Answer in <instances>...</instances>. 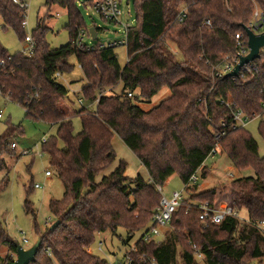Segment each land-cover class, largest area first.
<instances>
[{
    "label": "trees",
    "instance_id": "1",
    "mask_svg": "<svg viewBox=\"0 0 264 264\" xmlns=\"http://www.w3.org/2000/svg\"><path fill=\"white\" fill-rule=\"evenodd\" d=\"M95 1L86 0L84 5L93 6ZM78 2L45 0L47 9L57 6L67 12L70 39L65 47L50 49L45 20L32 32L36 51L31 57L10 55L0 42V96L23 108L29 121L57 127L56 134L42 144V153L49 156L65 193L62 200L49 203L50 226L59 225L37 232L42 245L33 264H107L106 259L89 252L96 237L123 229L128 242L135 233L147 230L162 198L157 188L174 175L183 186L196 173L200 181L207 180L210 172L205 162L214 150L226 155L239 172L254 173L233 180L224 189L233 211L247 212L248 221L228 216L220 224L204 228L200 208L213 209L221 191L214 188L197 194L200 183L189 186L187 197L163 231V241L157 245L139 240L132 256L137 260L146 255L158 264L262 261L264 231L257 224L264 221V158L247 128H232L231 114L221 101L231 102L249 117L262 114L264 63L257 62L260 72L254 80L215 79L213 69L236 54L235 36L246 37L255 7L264 12V0H134L136 26L128 29L124 67L116 47L78 48L77 34L86 30ZM184 8L187 17L179 23ZM0 17L3 29H12L25 42L22 23L26 10L13 0H0ZM167 43L174 44L178 54ZM72 58L87 83L82 89L83 102L97 103L94 111L81 107L70 112L63 105L69 90L57 75L72 71ZM165 89L170 92L167 99L147 111L140 107ZM75 119L81 125L77 134ZM223 124L227 126L223 128ZM258 132L264 140L263 120ZM222 133L225 135L217 143L215 136ZM22 134V127H17L0 136V169L6 167L2 157L13 155L8 150L12 138ZM115 135L137 157L149 180L129 177V166L121 160L113 173L96 181L117 161L112 147ZM7 184L8 176L0 182V195ZM25 211L34 215L29 201ZM193 246L202 259L196 258ZM2 248L8 252L1 263L14 264L17 248L0 222Z\"/></svg>",
    "mask_w": 264,
    "mask_h": 264
},
{
    "label": "rangeland",
    "instance_id": "2",
    "mask_svg": "<svg viewBox=\"0 0 264 264\" xmlns=\"http://www.w3.org/2000/svg\"><path fill=\"white\" fill-rule=\"evenodd\" d=\"M86 0H79L77 3L78 10L84 20V27L87 31L92 28L99 30L96 41L85 39V43L92 46H108L123 39L121 27L115 24L104 22L102 17L93 10V6L84 5ZM45 0H29L28 9L25 17L27 28L24 29L26 36L32 35L40 20H45V25L49 28L46 35V41L52 50L60 49L69 44V32L66 29L68 25V15L66 10L54 6L50 10L45 7ZM137 13L134 6V0H122L120 2V22L122 24H131L136 26ZM0 42L10 55L20 54L27 44L21 41L19 36L12 29H3V22L0 17ZM168 48L174 54H178L176 46L167 43ZM118 56L119 64L124 67L127 63V49L124 46H118L115 49ZM73 66L71 72L60 78V83L69 90V95L63 103L70 112L77 111L81 107H88L94 111L96 105L83 102L82 89L87 85L84 80L83 72L75 58L70 60ZM170 95L168 89L163 90L160 94L148 102L140 103V107L147 111L157 106L161 101L167 99ZM79 101H82L81 105ZM0 136L7 134L11 128L22 127L23 134L12 138L9 144V151L13 155H4L6 167L0 169V182L8 176L6 189L0 195V222L6 230L10 239L25 249L31 248L38 240V231L44 232L46 227L51 228L53 217L49 210L51 200L60 201L63 199L65 188L57 173L50 165L49 156L42 153L43 139L49 140L56 134L57 127L44 122H32L26 119L25 110L20 106L11 103L9 100L0 96ZM259 120L252 122L247 130L251 133L254 140L259 146V156L264 158V140L258 132ZM75 133L81 131L79 119L74 120ZM15 143L18 147L13 151L10 147ZM112 147L117 155V161L106 170L96 181L100 182L102 177L109 176L113 173L119 161L123 160L129 166L128 176H140L144 180H149L148 173L141 165L137 157L125 146L123 141L115 135L112 141ZM29 152V156H18L22 152ZM205 166L210 172V176L205 181H200L199 190L196 192L209 191L216 188L221 191L218 193L213 210L221 209L225 206H231V197L228 192L224 191L229 188L233 180L244 177H252L251 171L239 172L229 162L226 155L217 154L214 158H208ZM50 172L51 176L47 177L46 173ZM31 190L29 192V187ZM38 185L41 188L35 189ZM161 188L167 199L171 198L173 192H181L183 183L177 175L172 176ZM157 188V189H158ZM194 194V193H193ZM192 194V195H193ZM185 198L187 194H184ZM29 201L33 214H27L25 211V202ZM241 222L248 221L247 212L242 211L237 215ZM53 226V225H52ZM151 228V224L149 225ZM139 231L134 234L133 238L127 242V232L119 229L115 234L110 231L99 234L94 244L89 248V252L94 256L106 259L109 263H115L121 260L125 253L134 248L136 243L141 239L144 232ZM27 240V243L24 242ZM100 244L101 251H100ZM8 250H0V258H4ZM17 257V256H16ZM15 257V260H16ZM180 262V260H179ZM0 264L1 260H0ZM198 264H203L199 261ZM252 264H264L262 261H254Z\"/></svg>",
    "mask_w": 264,
    "mask_h": 264
},
{
    "label": "built area",
    "instance_id": "3",
    "mask_svg": "<svg viewBox=\"0 0 264 264\" xmlns=\"http://www.w3.org/2000/svg\"><path fill=\"white\" fill-rule=\"evenodd\" d=\"M28 1L25 0L24 2H20L19 0H13V3L15 5H19L22 10L28 9ZM122 0H97L95 1L93 5V10L99 14L102 19L105 22L115 24L116 26L121 27V34L123 35V39L119 40L118 42H115L108 46H102L103 48H113L118 46H124L127 48V34L128 29L132 26L131 24H122L120 22V2ZM187 17V9L184 8L180 11L178 16L179 23H183L185 18ZM206 26H211V23L209 21L205 22ZM22 28H27V22L24 21L22 23ZM246 30L251 31L255 35H261L264 33V12L261 11L259 7H255L253 11L252 18L250 22L248 23V26L246 27ZM245 35L243 34H237L235 36V43H236V49L237 52L233 56H227L225 59L217 66L214 67V78L215 79H222L225 78L227 74L233 72L235 67L240 63V60L244 57H247L250 54V49L248 46V37L245 31ZM92 40L90 32L87 30H80L77 34L75 43L81 50H87L90 51L92 49V45L85 43V39ZM246 38V39H245ZM25 43L27 44V47L21 52L23 55L31 57L35 54L36 46L33 42L32 38L30 36H27L25 38ZM11 58H9V61ZM263 61L264 63V48H262L259 52V58L255 60L254 62H251L247 65H244L238 74V77L232 78L233 81L237 79H245V80H254L257 78L260 67L257 64V62ZM1 65H4V62H1ZM58 78H62L61 75H57ZM131 97V96H129ZM79 103L82 105L83 102L79 101ZM221 105H223L231 114V126L233 129H246L248 126L254 122L255 120H263L264 121V103L262 104L263 113L260 115H253V117H249L246 114H244L241 110L236 109L234 105L231 102H226L224 100L221 101ZM0 119H2V114H0ZM227 125L223 124V128H225ZM224 133L217 134L215 136V139L217 143L221 140L222 137H224ZM48 139H43V144L46 143ZM11 149L13 151H16L18 149L17 145L13 143L11 145ZM20 156H29V152H22L20 154H17ZM217 155L216 150L212 151V153L209 155L208 158H214ZM47 177L51 176L50 172L46 173ZM200 183V177L199 174H194L189 182L183 186V190L181 192H173L171 194V198L167 199L166 196L163 194V191L161 188H158V191L160 192L162 198L160 201V206L157 209L156 213L154 214L152 221H151V228L149 227L143 234L140 240H142L145 243H156L157 245L160 244L164 239L163 231L167 229L170 225L171 219L173 214L176 212L177 208L181 205V203L184 201L185 196L184 194L187 191V188L189 186H195ZM41 187L36 185L35 189H40ZM200 216L199 221L201 225L204 228H207L210 224L218 225L220 224L224 218L228 216L237 217V213L233 211L231 206H225L221 209H209L208 206H202L200 208ZM257 228L264 231V221L257 224ZM24 242L27 243V240H24ZM102 244H100V251ZM193 250H195L196 258L202 259V256L197 252L195 246H193ZM136 252V248H132L129 251H127L124 255V257L115 262V263H107V264H158L157 261L153 258H149L146 255L140 256L137 260L132 256V253ZM50 255V253H49Z\"/></svg>",
    "mask_w": 264,
    "mask_h": 264
},
{
    "label": "water",
    "instance_id": "4",
    "mask_svg": "<svg viewBox=\"0 0 264 264\" xmlns=\"http://www.w3.org/2000/svg\"><path fill=\"white\" fill-rule=\"evenodd\" d=\"M248 37V46L250 49V54L247 57H244L240 60V63L235 67L233 72L226 75L225 78H236L238 77L240 69L251 62H254L259 58V52L264 48V33L261 35H255L251 31L246 30ZM91 38L93 41L97 40L98 33L94 28L89 30ZM59 225V222H56L51 230L55 229ZM42 241L38 240L31 248L25 249L19 244L15 243L17 248V257L14 264H33L36 261L37 254L41 248Z\"/></svg>",
    "mask_w": 264,
    "mask_h": 264
}]
</instances>
